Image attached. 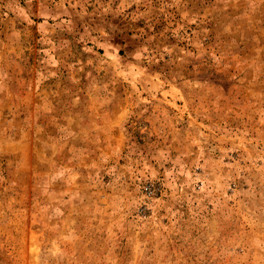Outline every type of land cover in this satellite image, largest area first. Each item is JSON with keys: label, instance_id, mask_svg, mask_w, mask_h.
<instances>
[{"label": "rangeland", "instance_id": "obj_1", "mask_svg": "<svg viewBox=\"0 0 264 264\" xmlns=\"http://www.w3.org/2000/svg\"><path fill=\"white\" fill-rule=\"evenodd\" d=\"M0 264H264V0H0Z\"/></svg>", "mask_w": 264, "mask_h": 264}]
</instances>
